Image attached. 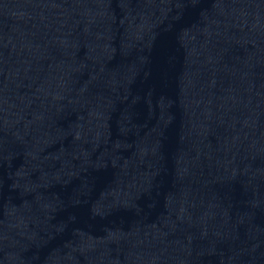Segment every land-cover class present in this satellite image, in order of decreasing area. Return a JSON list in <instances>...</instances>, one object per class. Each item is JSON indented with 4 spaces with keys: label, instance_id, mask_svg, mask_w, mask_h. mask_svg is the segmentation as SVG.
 <instances>
[{
    "label": "water",
    "instance_id": "1",
    "mask_svg": "<svg viewBox=\"0 0 264 264\" xmlns=\"http://www.w3.org/2000/svg\"><path fill=\"white\" fill-rule=\"evenodd\" d=\"M0 264H264V0H0Z\"/></svg>",
    "mask_w": 264,
    "mask_h": 264
}]
</instances>
